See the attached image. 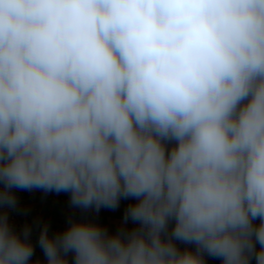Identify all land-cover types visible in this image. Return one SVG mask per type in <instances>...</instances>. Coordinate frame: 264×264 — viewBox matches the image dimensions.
<instances>
[{
    "label": "clouds",
    "instance_id": "clouds-1",
    "mask_svg": "<svg viewBox=\"0 0 264 264\" xmlns=\"http://www.w3.org/2000/svg\"><path fill=\"white\" fill-rule=\"evenodd\" d=\"M207 258L264 264V0H0V264Z\"/></svg>",
    "mask_w": 264,
    "mask_h": 264
},
{
    "label": "crops",
    "instance_id": "crops-1",
    "mask_svg": "<svg viewBox=\"0 0 264 264\" xmlns=\"http://www.w3.org/2000/svg\"><path fill=\"white\" fill-rule=\"evenodd\" d=\"M19 199L18 211L10 213V219L19 229L24 223H31L33 220L39 218L47 221L50 224V232L54 233L57 230H62L67 226V217L75 213L79 217L78 209H72L69 206L68 193H44L41 190L34 191H18ZM129 201H121L120 207L116 210L101 209L97 221L114 232L120 225L123 219V212ZM26 212V215L24 214ZM133 225L129 222L128 227ZM38 232L34 229L32 240L35 243ZM71 258V257H69ZM40 259L44 261V256L41 249L36 246L33 260ZM207 264H221L218 259L207 258Z\"/></svg>",
    "mask_w": 264,
    "mask_h": 264
}]
</instances>
